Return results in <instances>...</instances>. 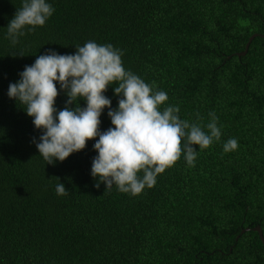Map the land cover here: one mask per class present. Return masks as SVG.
Returning a JSON list of instances; mask_svg holds the SVG:
<instances>
[{
  "label": "trees",
  "instance_id": "trees-1",
  "mask_svg": "<svg viewBox=\"0 0 264 264\" xmlns=\"http://www.w3.org/2000/svg\"><path fill=\"white\" fill-rule=\"evenodd\" d=\"M48 2L46 24L13 45L7 26L22 0H0V264H264L251 229L264 236V0ZM90 40L121 49L124 67L155 81L182 119L199 113L206 125L214 111L221 140L194 146V167L181 157L136 196L95 187V140L47 164L33 143L43 130L9 84L47 49L74 54ZM115 86L104 93L112 108ZM67 99L60 90L58 111ZM108 111L101 131L113 126ZM229 138L239 146L225 153Z\"/></svg>",
  "mask_w": 264,
  "mask_h": 264
},
{
  "label": "clouds",
  "instance_id": "clouds-1",
  "mask_svg": "<svg viewBox=\"0 0 264 264\" xmlns=\"http://www.w3.org/2000/svg\"><path fill=\"white\" fill-rule=\"evenodd\" d=\"M54 11L48 0H22L7 26L11 43L17 44L26 30L44 26ZM123 54L110 43L92 40L77 45L74 54L47 49L24 67L20 79L9 84L7 94L24 105L34 126L43 130L39 142L33 138V143L47 164L62 162L83 150L88 140H95L93 148L98 154L91 165L92 177L98 178L95 187L103 182L105 191L115 185L120 192L136 196L154 187L157 176L181 157L194 167L198 157L194 146L201 151L210 148L221 140L222 129L214 111L208 113L206 125L199 113L195 121L182 119L179 106L167 103L168 93L155 81L146 82L124 67ZM109 85H116L114 94L120 97L116 108L104 95ZM60 90L68 99L58 111L55 102ZM106 107L113 126L101 131L100 117ZM238 146L236 138H229L223 151ZM56 193L67 196L68 190L60 182Z\"/></svg>",
  "mask_w": 264,
  "mask_h": 264
},
{
  "label": "water",
  "instance_id": "water-1",
  "mask_svg": "<svg viewBox=\"0 0 264 264\" xmlns=\"http://www.w3.org/2000/svg\"><path fill=\"white\" fill-rule=\"evenodd\" d=\"M257 35H258L257 33H254V34H252V35L249 37L247 43L245 44L244 50L241 51V52H239V53L237 54L238 56H239V55H243V54H245V53L247 52V50H248V46H249L251 40H252L255 36H257ZM260 36L264 37V35H260ZM249 229H250V228H244V229L241 231V233L244 232V231H246V230H249ZM251 229H252V230H255V231L258 232L259 238H260L261 242L264 244V236H263V234H262V230H261L260 226H255V227H253V228H251Z\"/></svg>",
  "mask_w": 264,
  "mask_h": 264
}]
</instances>
